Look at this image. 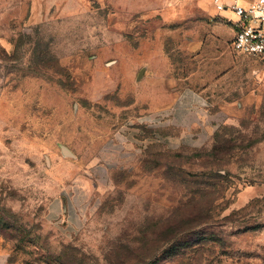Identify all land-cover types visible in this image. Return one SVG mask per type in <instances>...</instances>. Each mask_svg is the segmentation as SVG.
Wrapping results in <instances>:
<instances>
[{
  "label": "rangeland",
  "instance_id": "rangeland-1",
  "mask_svg": "<svg viewBox=\"0 0 264 264\" xmlns=\"http://www.w3.org/2000/svg\"><path fill=\"white\" fill-rule=\"evenodd\" d=\"M204 1L0 0V264H264V59Z\"/></svg>",
  "mask_w": 264,
  "mask_h": 264
},
{
  "label": "built area",
  "instance_id": "built-area-1",
  "mask_svg": "<svg viewBox=\"0 0 264 264\" xmlns=\"http://www.w3.org/2000/svg\"><path fill=\"white\" fill-rule=\"evenodd\" d=\"M218 11L230 9L239 20L234 23L231 48L236 54L264 59V0H253L247 7L214 0Z\"/></svg>",
  "mask_w": 264,
  "mask_h": 264
},
{
  "label": "crops",
  "instance_id": "crops-1",
  "mask_svg": "<svg viewBox=\"0 0 264 264\" xmlns=\"http://www.w3.org/2000/svg\"><path fill=\"white\" fill-rule=\"evenodd\" d=\"M227 5L238 4L247 7L253 0H222ZM207 13L213 21L212 32L216 36V40L222 44V48L226 50L227 43L232 42L235 37L234 23L239 17L230 9L218 11L214 0H205L203 3ZM227 51H225V54ZM229 59V56H226Z\"/></svg>",
  "mask_w": 264,
  "mask_h": 264
},
{
  "label": "trees",
  "instance_id": "trees-1",
  "mask_svg": "<svg viewBox=\"0 0 264 264\" xmlns=\"http://www.w3.org/2000/svg\"><path fill=\"white\" fill-rule=\"evenodd\" d=\"M220 144H221V143H219L218 145H216V146L213 148V152L211 153V156H212V157L216 158V156H219V152H220V148H221V147H219ZM225 144H226V143H225ZM225 149H226V150H225V151H222V153L228 154V153H230V152L233 150V147L231 146L230 148H225ZM216 175H217V177H223V175H222L221 173H217ZM204 191H205V190H204ZM202 197H203L204 200H207L208 197H209V194H207V192H206V193H204V194L202 195ZM207 203H208V202H207ZM209 204H211V205L209 206V211H211V210H212V202L209 201ZM209 204H207V205H209ZM205 213H208V209L205 210Z\"/></svg>",
  "mask_w": 264,
  "mask_h": 264
},
{
  "label": "water",
  "instance_id": "water-1",
  "mask_svg": "<svg viewBox=\"0 0 264 264\" xmlns=\"http://www.w3.org/2000/svg\"><path fill=\"white\" fill-rule=\"evenodd\" d=\"M63 150L67 155L73 156L72 153L66 147H63Z\"/></svg>",
  "mask_w": 264,
  "mask_h": 264
}]
</instances>
